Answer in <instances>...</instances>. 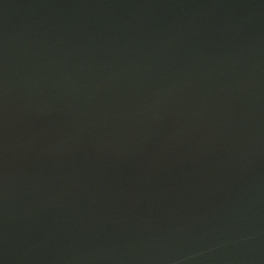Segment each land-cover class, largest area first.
Segmentation results:
<instances>
[{
	"label": "water",
	"instance_id": "water-1",
	"mask_svg": "<svg viewBox=\"0 0 264 264\" xmlns=\"http://www.w3.org/2000/svg\"><path fill=\"white\" fill-rule=\"evenodd\" d=\"M0 264H264V0H0Z\"/></svg>",
	"mask_w": 264,
	"mask_h": 264
}]
</instances>
